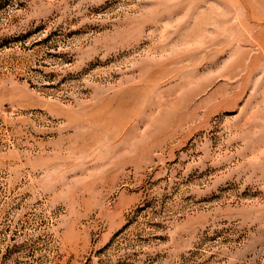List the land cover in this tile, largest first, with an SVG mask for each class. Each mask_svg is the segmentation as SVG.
<instances>
[{
	"label": "rangeland",
	"instance_id": "obj_1",
	"mask_svg": "<svg viewBox=\"0 0 264 264\" xmlns=\"http://www.w3.org/2000/svg\"><path fill=\"white\" fill-rule=\"evenodd\" d=\"M0 264H264V0H0Z\"/></svg>",
	"mask_w": 264,
	"mask_h": 264
}]
</instances>
